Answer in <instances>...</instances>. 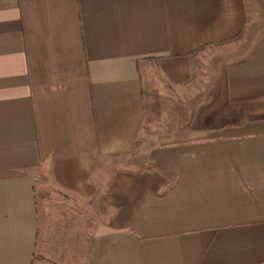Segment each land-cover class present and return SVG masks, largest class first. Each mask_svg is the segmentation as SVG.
Listing matches in <instances>:
<instances>
[{
    "label": "crops",
    "instance_id": "0c3cea01",
    "mask_svg": "<svg viewBox=\"0 0 264 264\" xmlns=\"http://www.w3.org/2000/svg\"><path fill=\"white\" fill-rule=\"evenodd\" d=\"M259 10L264 0H0V264H34L43 174L101 211L84 264H264ZM236 39L254 48L210 75L194 117L143 133L146 78L185 91L190 55Z\"/></svg>",
    "mask_w": 264,
    "mask_h": 264
},
{
    "label": "rangeland",
    "instance_id": "374dc122",
    "mask_svg": "<svg viewBox=\"0 0 264 264\" xmlns=\"http://www.w3.org/2000/svg\"><path fill=\"white\" fill-rule=\"evenodd\" d=\"M258 13L261 17L255 16L260 22L264 14L260 13V10ZM255 23L259 25L258 22H252V27ZM257 30L254 31L252 28L251 33H256ZM246 35L245 31L244 36ZM253 48L246 46L244 39H236L209 45L196 51L189 58L192 77L185 91L163 88L155 79L146 78L149 105L155 110L150 111L154 125L146 124L143 133L160 134L168 128L177 127L174 125L178 121H187L194 117L195 102L209 98L207 86L204 85L211 84L210 75L242 58ZM152 63L151 74L157 75L158 65L154 64H159L158 60ZM151 81H154L155 86L151 85ZM150 120L147 117L146 123ZM151 144L149 142V145ZM39 182L40 227L34 264H84L88 244L90 240L92 243L95 240L94 229L100 225L99 207L89 205L93 199L72 196L56 190L46 174H43Z\"/></svg>",
    "mask_w": 264,
    "mask_h": 264
}]
</instances>
